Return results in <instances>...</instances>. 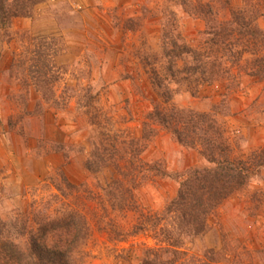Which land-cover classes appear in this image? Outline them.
<instances>
[{
    "label": "rangeland",
    "instance_id": "1",
    "mask_svg": "<svg viewBox=\"0 0 264 264\" xmlns=\"http://www.w3.org/2000/svg\"><path fill=\"white\" fill-rule=\"evenodd\" d=\"M24 1L17 10L8 0L9 22L0 25V218L79 212L90 230L83 264H264L263 168L208 214L204 233H181L177 247L169 238L181 180L209 166L199 133L185 145L174 127L197 132L187 117L206 116L231 157L264 158V83L233 66L234 78L170 83L166 95L153 75L167 30L202 46L208 24L198 12L209 4L227 21L248 0ZM250 3L264 31V0ZM96 151L106 154L100 171Z\"/></svg>",
    "mask_w": 264,
    "mask_h": 264
},
{
    "label": "trees",
    "instance_id": "2",
    "mask_svg": "<svg viewBox=\"0 0 264 264\" xmlns=\"http://www.w3.org/2000/svg\"><path fill=\"white\" fill-rule=\"evenodd\" d=\"M250 1L242 7H231L230 19L227 21L214 19L216 13L214 15L209 4L204 12L196 9L208 24L203 30L206 38L202 46L195 47L180 41L179 34L167 30L161 40V56L164 60L162 70H153L155 88L162 89L163 93L169 95L170 83H187L195 88L203 84H214L225 77L234 78L231 72L233 66L238 67V73L243 72L255 77L259 83H264V31L256 26L261 10ZM19 3L24 7L27 1L17 0L14 7L17 10ZM11 6L8 0H0V25L4 28L9 22L10 11L13 9ZM153 111L152 116L158 121L172 124L170 116L162 114L158 109ZM207 119L206 116H199L197 119L187 117L186 124L189 125L193 120L199 124L197 132L190 134H184L182 130L174 127L178 140L185 145H192L194 137L199 133L205 160L209 164L203 168H189L180 182L175 199L172 200L171 205L178 213L174 223L177 230L174 226L172 233L175 232V235L169 238L171 245L175 247L181 245V233H204L207 230L208 214L223 200L244 189L251 178L260 169H264V158L260 155L255 154L252 162L231 157L228 141L213 132L212 124L205 127ZM105 155V152H94L91 164L97 171L106 166ZM125 189L124 186L122 190ZM155 220L158 222L160 218L155 217ZM156 222L152 223L156 225ZM34 223L27 215L14 222H6L0 218L2 264H83L79 256L80 243L88 238L90 230L79 212L71 210L54 217L39 216ZM164 231L165 228L161 227L155 233L162 235ZM205 251L207 254L213 253L210 248ZM141 264H151V261L145 257Z\"/></svg>",
    "mask_w": 264,
    "mask_h": 264
}]
</instances>
